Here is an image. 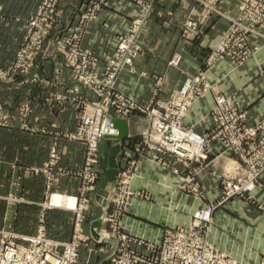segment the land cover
I'll return each instance as SVG.
<instances>
[{
  "label": "built area",
  "instance_id": "obj_1",
  "mask_svg": "<svg viewBox=\"0 0 264 264\" xmlns=\"http://www.w3.org/2000/svg\"><path fill=\"white\" fill-rule=\"evenodd\" d=\"M68 1L71 0H40L26 19L25 34L13 60L0 66V80L15 81L23 76L22 82L41 81L36 71L37 58L47 53L46 42L51 37L53 50L64 56L63 66L56 69V74L70 70L74 84L62 97L69 98L78 112L76 130L64 135L84 145V163L76 169L61 166L60 151L54 144L48 160L33 166L31 171L44 176L47 195L64 177L80 180L77 194H66L74 201L67 206L74 214L72 235L67 240L50 236L43 219L32 235L1 228L0 264H79L83 247L91 254L103 242L111 244L107 264H248L216 245L212 234L219 207L238 198L254 202L253 191L262 186L264 116L251 121L237 95L217 91V82L210 79L207 70L223 62L241 66L264 44V0H237L235 12L229 6L225 8L230 0H196L198 11L182 22L186 40L198 39L215 16L225 18L227 27L195 73H187L167 98H157V87L148 101L120 89L118 82L124 74L136 72L143 37L155 10L153 2L128 0L137 8L127 29L117 35L114 48L97 54L85 47L84 40L90 25L111 0H84L62 29L68 15L64 4ZM183 58V51H175L168 64L183 70ZM82 88L90 90L94 97L88 100ZM213 91L215 104L203 120L207 124L205 130H198L197 124H186L185 118L194 103ZM20 110L22 115L30 113V103L23 102ZM136 112L145 115L147 126L132 146L134 155H129L125 164H119L112 187L98 194L105 202H100L102 227L95 237L85 231L84 222L85 210L98 193L96 183L104 173L100 143L119 133L113 123L115 118L125 120ZM219 155L230 158L234 172L225 170L219 174L218 199L196 209L187 225L167 228L158 240L124 229L123 218L136 199L151 198L146 188L132 186L140 160L170 170L179 177L178 189L204 198L200 173ZM54 194H50V203L45 204L48 208L58 206L51 203ZM259 264H264V258Z\"/></svg>",
  "mask_w": 264,
  "mask_h": 264
},
{
  "label": "crops",
  "instance_id": "obj_2",
  "mask_svg": "<svg viewBox=\"0 0 264 264\" xmlns=\"http://www.w3.org/2000/svg\"><path fill=\"white\" fill-rule=\"evenodd\" d=\"M39 1L0 0V66H6L14 57L25 34L23 18L35 10ZM148 1L153 2L155 11L143 37V51L136 60V72L124 74L118 82L120 89L134 94L142 101L150 100L157 87V98H167L173 89L182 84L187 73H195L228 22L225 18L215 16L198 39L189 41L182 35V22L198 11L196 0ZM83 2H66L64 8L68 17L65 18L73 19L75 8ZM228 6L235 12L237 0L228 1L225 8ZM136 8L128 0H111L101 11L100 17L90 25L84 40L85 47L97 54H105L114 48L117 35L127 29ZM16 18L20 20H13ZM259 46L258 51L241 66L223 62L207 70L210 79L217 82V91L237 95V101L248 111L251 121L264 116V44ZM47 49L46 54L37 58L41 81L19 84L0 82V104L3 108L0 115L3 117L0 121V184L5 188L0 197L7 199L6 196H17L18 193L24 196L25 204L29 205H41L46 199L45 178L31 171V168L48 160L54 144L60 151V164L68 168H81L85 158L84 145L64 135L75 131L78 123V112L73 102L62 97L74 81L68 69L63 70L59 76L56 74V69L63 66L64 56L53 50V46ZM175 51L184 52L183 70L168 64ZM82 92L88 100L94 97L90 90L82 88ZM214 97L215 91L208 92L204 98L196 101L185 118L186 124H197L198 130H205L207 124L203 120L215 104ZM27 101L32 110L22 118L19 107ZM125 120L129 124L128 137L122 141L124 147L121 145L117 155V160L122 161V164L125 161L123 154L134 155L130 146L141 139V132L147 126L145 115L138 112ZM200 122L203 124L200 125ZM105 144L101 151L104 173L98 181L100 191L107 189L109 181L107 168L104 167L105 153L109 150L107 139ZM230 164L227 155H219L213 164L200 173L205 197L197 198L178 189L179 177L170 170L162 169L155 162L140 160L132 186L135 189L146 188L151 198L136 199L123 218L124 229L147 239L158 240L167 228L187 225L196 209L218 199V176L230 170ZM68 180L71 179H64L56 188H66L69 194H77V183L70 182L72 188H69ZM252 195L254 202L238 198L216 210L212 237L216 245L236 258L248 264H259L264 258V178L262 186L254 190ZM56 196L69 198L56 193L51 203H54ZM5 202L3 220L8 221L9 216V221L13 222L16 207L10 201ZM92 202L100 208L96 197ZM73 203L70 198L68 205ZM94 219H90L88 232L91 234ZM72 227L54 231L48 226V234L67 240L72 235ZM37 228L38 225L32 230L19 232L32 235ZM96 247L99 248L91 254L83 247L79 264H107L111 244Z\"/></svg>",
  "mask_w": 264,
  "mask_h": 264
},
{
  "label": "rangeland",
  "instance_id": "obj_3",
  "mask_svg": "<svg viewBox=\"0 0 264 264\" xmlns=\"http://www.w3.org/2000/svg\"><path fill=\"white\" fill-rule=\"evenodd\" d=\"M154 8H155V6H154ZM33 12H31L28 16L23 18V20L25 21V26H26V19H28L29 16ZM2 18H4L3 15H2ZM70 19L71 18H65V23H64L62 29L68 26V22H70ZM13 20H17L18 21V20H20V18H16V19H13ZM202 33H204V32H202ZM52 43H53V41H52V37H51L46 42V47H52L53 46ZM15 53H16V51H15ZM13 58L8 62V64L13 60ZM36 71H37V69H36ZM28 77L29 76H27V78ZM24 78L25 77H23V76H18L15 81H10V80L3 81V80H0V82L19 84L20 82H22L24 80ZM1 112H3L2 104H0V115H1ZM19 114L21 115L20 117H22V118L27 116V115H22L21 114L20 107H19ZM2 118L3 117L1 116L0 117V121H2ZM105 143H106V139L101 141V143H100L101 151H102L103 147L106 145ZM132 146H130V147H132ZM123 147H124V145H122V148ZM122 157L125 160L124 161V164H125L126 163V159H128L127 157H129V156L126 155V154H123ZM121 162L122 161H118V166H119V164ZM61 166H65V165L61 164ZM232 167L234 168V166L232 164H230L229 169L233 170ZM232 175H234V173ZM66 178L72 180V181L68 180V182H69V186L68 187L69 188L70 187L72 188V186H70V182H71V184H76L77 183L78 188H79L81 182H80V180L78 178H75V177H64L60 181L55 183V185L53 186V189L51 190V192H49L48 195L46 194V199H45L44 202L41 203V205H36V204H33V203H31L30 205L29 204H25L24 196H22V195H20L18 193H17V196H12V195L6 196L7 199H3L2 197H0V229L1 228H10V229H13V230H15L17 232H19V230H22V231L32 230V229L35 228L36 225L39 224L40 220L43 219L46 222V224H47V231H48V226H50L54 231L55 230H61V229L68 230L71 227V225L73 226V219H74V214H73L72 210L69 209L67 206H65V205L69 204L70 198L63 197V196H56L54 203H52V204L58 205L57 207H53L55 209L48 208L47 205H45V204H49L50 203L49 199H50V194L51 193H60V194H64V195L69 194L68 190L66 188H61V187L60 188H56V187H59V184H61V182L64 179H66ZM98 183L99 182L96 183V188H95L98 193L95 191L91 195H95V193H97L95 195V197H96V199L99 202L100 208L96 207L95 203H93L92 200H90V205L85 210V214H86L85 222H84L85 231H88L90 229L89 228L90 227V219L91 218H95L94 220H97V219H99V216H101L102 213H103V210L101 208L100 202L102 201L104 203L105 201H103L102 198L100 197V195H98V194H101V192H102V191L99 190L100 188L98 186ZM54 188H56V189H54ZM4 190H5V188L2 187V185L0 184V195L3 196ZM69 195H75V194H69ZM5 201H7V202L10 201L11 205L16 207V210L14 212L15 213L14 214L15 219L13 220V222L9 221V220H11V218L9 216L7 217L8 221H6L8 223H6L3 220L4 217H5V209H6V202ZM259 206L261 207V205H259ZM101 227H102V222H101ZM94 230H96L97 232L99 231L96 227L94 228ZM104 243L105 242H103L102 244H104ZM102 244H98V246H100Z\"/></svg>",
  "mask_w": 264,
  "mask_h": 264
},
{
  "label": "water",
  "instance_id": "obj_4",
  "mask_svg": "<svg viewBox=\"0 0 264 264\" xmlns=\"http://www.w3.org/2000/svg\"><path fill=\"white\" fill-rule=\"evenodd\" d=\"M114 126L118 129L119 133L115 136H108V144L109 150L105 153L104 158V167L107 168L108 174V184L107 189L112 187L113 181L116 177L118 171V160L117 155L121 149V142L124 141L128 137L129 132V124L126 120H120L115 118L113 120ZM98 230L101 227V221L99 219L94 220L92 224L91 231L95 237H98V232L94 230V228Z\"/></svg>",
  "mask_w": 264,
  "mask_h": 264
}]
</instances>
